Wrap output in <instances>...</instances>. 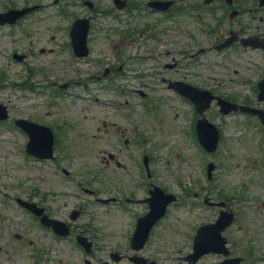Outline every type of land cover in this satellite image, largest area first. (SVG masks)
Masks as SVG:
<instances>
[{"label": "rangeland", "instance_id": "1", "mask_svg": "<svg viewBox=\"0 0 264 264\" xmlns=\"http://www.w3.org/2000/svg\"><path fill=\"white\" fill-rule=\"evenodd\" d=\"M69 1L0 0V12L11 2L20 7L40 6L19 28H0V103L8 105L14 117L37 121V116H41L77 127L66 139L70 156L59 151V162L42 163L26 155L28 138L17 127L11 123L0 124V200L3 194L9 195L5 205L0 202V264H132L128 259L134 255L130 248L132 214L145 210L138 200L149 196L150 183L179 200L154 229L140 255L157 264H187L183 258L192 253L196 227L215 218L214 210L205 207L203 200L217 199L221 193L237 213L236 224L226 233L233 255L243 258V264H264V131L255 127L254 120H244L240 115L223 117L215 107L211 119L220 128L222 140L219 152L208 155L190 135L186 106L177 103L167 91L157 89L156 96L163 93L168 96L163 98L159 112L153 115L147 106L153 97L140 99L131 91V97H118L117 101L130 102L129 113L136 128L130 135L138 145L119 152L120 135L113 134L104 125L107 120L126 123L115 113L116 108L110 106L116 101L115 95L106 94L104 100L109 104L105 107L99 104L102 102L83 98H73V105L69 97L57 99L58 109L37 107V87L48 86V80L62 86L82 80L81 75L85 78L86 72H93L89 64L70 60L64 63L63 58L67 57L58 53L57 46L68 40L67 28L88 12L86 7L70 5ZM98 1L107 7L112 5V0ZM54 2L58 4L52 5ZM60 9L70 12L69 16H60ZM100 22L103 25L95 33L93 43L97 56L92 59L109 57L113 62L114 53L105 47L109 40L116 41L115 34L109 31L114 19L108 15ZM42 49L46 50L43 54ZM15 52L27 55L24 64L12 59ZM225 61L236 63L241 71L247 68L249 72L252 68L247 58L227 57ZM40 68L45 73L39 72ZM134 68V65H123L124 75L117 82L130 83L126 75ZM199 70L204 74L202 79L209 74L226 73L210 66V62ZM234 74L232 69L230 75ZM152 78L150 84H156L157 78ZM227 88L234 92L243 89L232 84ZM82 92L83 89L80 93L85 95ZM109 154H116L122 167L107 164ZM128 154L133 156L132 160ZM144 156L150 158L151 176L146 173ZM211 162L216 165L212 181L207 177ZM63 169L70 173L68 177ZM30 196L38 204L48 206L61 220H66L71 211L81 210V218L72 225L75 234L83 232L94 242V251L89 255L74 238L59 239L38 225L15 201L16 198L28 200ZM127 197L130 202L126 201ZM98 200H109V203ZM124 208H129L131 215ZM17 236L22 237L21 241ZM115 252L126 259L116 263L111 257ZM222 260L220 256L209 255L199 264H220Z\"/></svg>", "mask_w": 264, "mask_h": 264}, {"label": "flooded vegetation", "instance_id": "2", "mask_svg": "<svg viewBox=\"0 0 264 264\" xmlns=\"http://www.w3.org/2000/svg\"><path fill=\"white\" fill-rule=\"evenodd\" d=\"M128 1L131 9L130 20L133 25L130 28V37L135 38L131 45L134 46L135 53L138 50L152 49L154 44L152 38L162 35L164 42L167 41L168 45L174 48L181 61H183L181 69L184 73L179 75L177 72L178 78H161L170 91V82H183L217 93L215 89L216 79L211 78V85H209L204 80H199L193 73L187 74L189 68L199 62L197 56L207 52L221 53L215 59L213 58L215 62L212 65L217 67L220 64L219 58L224 57L223 61L227 57L230 59L239 58L237 52L239 50L251 52L250 49L243 47L241 40L252 38L258 43L264 40V31L259 25V22L264 21V6H261L263 4L262 0ZM152 2L171 4L168 7L169 10L155 12L153 8L149 7ZM114 33L118 42L107 43V46L113 45L114 64L99 61L88 63L94 66L97 74L100 73L103 65L109 67L104 74L110 72L111 76L117 73L115 63L122 60L123 55L120 52V48L123 44V38L119 35L118 29H115ZM138 35L140 37L136 38ZM226 43H231V45L226 49L219 50ZM256 52L261 54L260 51H253V53ZM93 56H97L95 52H93ZM173 68H177V63H174ZM147 88L148 86H145L136 89L134 92H142L144 94V90ZM105 91L106 89L103 90V92ZM251 93L253 94L254 91ZM146 96H148L147 93L145 94ZM129 147L128 144L127 148ZM113 159L117 163L116 157Z\"/></svg>", "mask_w": 264, "mask_h": 264}, {"label": "water", "instance_id": "3", "mask_svg": "<svg viewBox=\"0 0 264 264\" xmlns=\"http://www.w3.org/2000/svg\"><path fill=\"white\" fill-rule=\"evenodd\" d=\"M88 27L89 26L87 21H79L75 26V29L73 31V38H74V43H76L79 48H81V46L85 48ZM208 128L210 129V134L205 133L201 125L199 127V137L202 144L206 147V149L209 152H213L216 150L218 145V134L214 129V127L208 126ZM26 131L29 133L31 137V143L28 147V151L29 153L37 156V145L40 144V141L37 138V126L27 125ZM212 170H213V166H210V173L212 172ZM155 196L156 197L150 201L153 210V214L151 215L150 218L152 223H154L163 215L166 206L174 200V198L172 197L164 196L163 193L160 191L156 193ZM158 200H160V202H158ZM156 203H161V205H156ZM230 222H231V216H225L219 221V223L216 226L204 228L199 233V236L196 239L195 249L197 254L193 255L192 257L195 259V256L200 257L201 255L207 254L209 252H214V253L225 252L224 250L225 241L221 238L220 234L227 227V225H229ZM151 225L152 224H150L149 227L146 226L145 232L143 233L144 239H142V243L136 247L137 249H140L143 243L145 242L149 230L151 229ZM59 231L61 232L66 231V229L62 227L61 230Z\"/></svg>", "mask_w": 264, "mask_h": 264}]
</instances>
